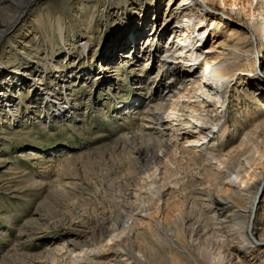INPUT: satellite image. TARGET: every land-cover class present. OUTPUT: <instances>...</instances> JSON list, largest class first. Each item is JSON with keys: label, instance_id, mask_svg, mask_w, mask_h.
<instances>
[{"label": "rangeland", "instance_id": "1", "mask_svg": "<svg viewBox=\"0 0 264 264\" xmlns=\"http://www.w3.org/2000/svg\"><path fill=\"white\" fill-rule=\"evenodd\" d=\"M189 1L185 2L189 15L177 16L182 0H0V264H73L68 250L73 240L98 248L102 261L113 259L117 249L134 248L140 255L138 264H214L206 249L218 239L212 234L215 221L191 209L188 200L170 206L167 216L153 205L131 234L115 241L103 237L104 228L125 214V194L139 192L145 184L138 179L131 148L144 145L134 138L149 122L141 113L149 108L160 113L150 106L155 82L164 73L166 81L177 84L167 74L170 66L197 74L204 68L203 60L193 65L180 49L188 41L181 35L178 39L175 30H187L190 24L208 29L202 40L198 31L194 33L204 55L219 53L221 62L237 63L241 69L226 86L228 113L220 120L228 128L227 136L221 138L211 125L218 132L215 143L227 151L244 132L260 125L257 140L262 155L254 156L252 170L256 179L264 175V104L256 90L264 73L252 72L256 61H264V35L249 32L255 20L245 0H226V5ZM218 13L224 22L238 23L235 34H224L223 24L210 29V19ZM58 16L63 17L70 44L60 42ZM165 42L174 58L160 66ZM39 76L40 84L34 80ZM160 90L168 91L163 85ZM192 100L197 104L199 99ZM10 109L17 110L15 117ZM211 109L221 116V109L213 105ZM182 114L185 129L201 125L190 109L184 108ZM151 136L168 135L154 126ZM171 139L172 146L184 141L182 136ZM157 154L165 173L174 172L179 179L195 174L188 189L202 188L199 183L213 179L208 172L196 175L200 163L191 154L183 153L173 162L160 149ZM155 164L153 156L142 162L151 168ZM261 186L262 208L253 225L262 229L264 179ZM228 193L235 196V189ZM143 204L130 206L134 214L142 211ZM242 206L246 218V205ZM194 222L207 228L208 235L192 240L189 225ZM250 242L264 253L258 238ZM64 244L67 247L55 254ZM238 264H264V257L240 255Z\"/></svg>", "mask_w": 264, "mask_h": 264}, {"label": "bare ground", "instance_id": "2", "mask_svg": "<svg viewBox=\"0 0 264 264\" xmlns=\"http://www.w3.org/2000/svg\"><path fill=\"white\" fill-rule=\"evenodd\" d=\"M199 1L203 4L219 2L226 5L227 3L226 0ZM185 2L187 0H182L176 7L175 12L177 16L182 13L189 15ZM193 2L194 0H191L189 4H193ZM244 4L250 7L249 16L255 20L252 27H249V32L255 36H263L264 2L259 0L258 5L255 6L253 1L245 0ZM188 17L192 21L190 16ZM223 17L224 15L221 13L214 15L210 19V29L216 25L218 26V24H223L224 34L229 37L230 33H236L237 28L235 25L238 23L224 22ZM55 25L60 42L70 44V40H66L62 16L57 17ZM197 31L202 36L200 40L207 36L208 29L200 27V23L190 24L187 30L178 29L175 30V33L178 39H180L181 35L185 42L188 41L186 45L180 48L184 52L185 60H188L187 58L190 56L193 65L203 60L204 68H202L201 73L197 74L195 70L182 71L170 66L167 74H169L170 78H175L177 84L166 81L164 73L162 78L155 82L157 87L155 92L152 93L154 100L150 106H155L156 109H159L160 113L155 114L150 108L141 113L144 118L149 120L147 122L148 126L144 125L139 128L134 138H139L144 145L142 147L131 148L135 155L134 160H136V164L139 167L137 172L138 179L140 178L145 184L139 192L131 191L125 194L127 197V202L123 204L125 214L111 228H104L103 237L107 238L108 241H115L116 238L121 237L124 233L131 234L135 230L137 222L144 220L145 217L150 215L149 211L153 205H155L156 212H163L164 216H167L166 210L170 206H178L179 203L188 200L191 209L196 208L199 215L206 218L210 217L211 220L215 221V228L212 234L218 237V239L213 240L211 245H208V247L213 248L216 246L215 249H206L209 259L214 264H238L240 255L250 257L251 259L264 257L263 251L257 249V246L252 245L250 242V239L256 240L258 238L260 248L264 246V226L262 229L254 226V219L257 218L259 209L262 208L258 192L260 188V191L262 190L261 185L264 175L262 178L256 179L253 173L254 170H252L253 162H255L254 156L262 155L261 142L257 140L260 125L255 124L251 129L244 132L242 137L238 139V144L230 147L227 151L215 143L219 138L217 137L218 132L211 125H215L216 129L220 131L219 136L221 138L227 136L228 128L220 120L223 115L227 117L228 113L229 102L226 86L230 85L232 78L241 69L237 63L221 62L222 56L218 55L219 53L204 55L200 41L196 39V35L194 34ZM172 35L170 36L172 37ZM0 38H2V35ZM227 41L230 42V39ZM165 43L164 50L160 54L162 55L161 59L159 55L160 66L167 64L170 62V59L174 58L172 48H170L168 42ZM86 45L84 46V50H86ZM262 69L264 73V61H256L252 72H260ZM34 80L40 84L42 76L36 77ZM162 85L168 91L160 90V86ZM256 87L260 100L264 104V77L257 80ZM187 93H191L192 95L189 97L186 95ZM192 97L199 99L196 101L197 104L193 103ZM156 99H158V102L155 101ZM212 105L217 110L221 109V116L212 111ZM184 108L190 109L194 116L199 117V119L193 118L196 119L195 121L201 123L200 126L193 123L195 126H191L193 130L182 127V122L186 121L182 114ZM166 111L169 112L166 113ZM9 113L15 117L17 110L10 109ZM174 121L178 122L173 123ZM154 126L162 127L167 132V138L152 137L151 128H154ZM194 132L196 135H194ZM181 136L184 139L183 143H175L172 146L171 138L178 140ZM127 140L132 141V137L127 136ZM157 149L163 152L164 157H169L168 159L171 162H173L172 160H177L178 156L183 153L191 154V157L200 163V168L197 170L196 175L208 172L211 173L213 179H208L204 183L200 181L199 186L201 185L202 188L194 186L188 189L186 186L195 180V174H188L179 179L174 176V172H169L171 173L170 175L165 173L160 167L162 158L157 154ZM146 156H153L156 163L154 168L142 165ZM242 156L244 158H241ZM230 188L235 189V196L228 193ZM221 192L225 193V196H221ZM228 200H230L231 204ZM137 202L144 203L143 209L134 214L130 206ZM160 202L163 203L164 209L160 207ZM240 205H246V218L241 214ZM251 215H253L252 222L249 225ZM189 226L192 228L190 237L192 240H198L209 233L207 232V228L201 224L196 225L194 222ZM159 229L160 226L157 229L158 235L164 239ZM254 236H257V238ZM69 246L68 250L71 253L70 255H72L73 264L82 261H86L87 264H138L141 261L139 259L140 261L137 262L136 259L140 258V255L135 253L134 248L131 251L117 249L113 259L102 261L98 248L90 247L92 244H88V246L79 245L73 240ZM65 247H67L66 244L61 245L55 250V254H60Z\"/></svg>", "mask_w": 264, "mask_h": 264}, {"label": "water", "instance_id": "3", "mask_svg": "<svg viewBox=\"0 0 264 264\" xmlns=\"http://www.w3.org/2000/svg\"><path fill=\"white\" fill-rule=\"evenodd\" d=\"M252 216H253V215H251L250 223L252 222Z\"/></svg>", "mask_w": 264, "mask_h": 264}]
</instances>
